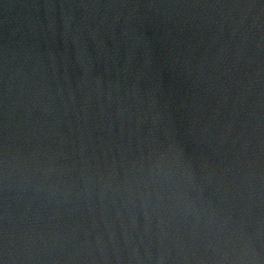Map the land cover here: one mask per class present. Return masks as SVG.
<instances>
[{
	"label": "water",
	"instance_id": "1",
	"mask_svg": "<svg viewBox=\"0 0 264 264\" xmlns=\"http://www.w3.org/2000/svg\"><path fill=\"white\" fill-rule=\"evenodd\" d=\"M36 0H0V264H31Z\"/></svg>",
	"mask_w": 264,
	"mask_h": 264
}]
</instances>
